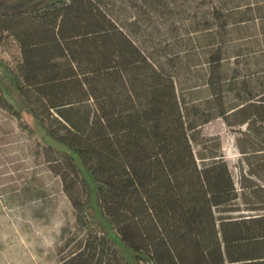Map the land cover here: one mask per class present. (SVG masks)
<instances>
[{"label":"trees","instance_id":"16d2710c","mask_svg":"<svg viewBox=\"0 0 264 264\" xmlns=\"http://www.w3.org/2000/svg\"><path fill=\"white\" fill-rule=\"evenodd\" d=\"M198 3L206 57L188 92L107 0L0 10L21 53L16 71L0 60V106L39 135L85 230L61 264H131V251L150 264H264V0ZM215 117L255 139L240 192L219 143L201 142Z\"/></svg>","mask_w":264,"mask_h":264},{"label":"rangeland","instance_id":"374dc122","mask_svg":"<svg viewBox=\"0 0 264 264\" xmlns=\"http://www.w3.org/2000/svg\"><path fill=\"white\" fill-rule=\"evenodd\" d=\"M57 1L0 0V10H28ZM107 1L119 21L136 20L133 39L154 60L165 62L178 81L179 91L182 88L188 92L191 85L202 81L206 48L197 20L202 19L204 5L198 0H176L170 7L154 0ZM0 60L15 71L21 63L18 42L10 31L1 28ZM1 85L0 81V97L11 101ZM200 132L201 142L206 145L219 143L218 153L226 159L240 192V174L247 175L248 169L241 148L251 155L253 135L245 124L228 125L221 117L203 124ZM73 182V194L84 200L86 186ZM94 196L91 194L89 213L98 217ZM237 203L243 211L253 204L251 197L239 198ZM84 235L85 230L75 224V211L60 176L50 169L43 141L21 119L0 106V264H61ZM109 235L123 251L114 234L109 231ZM128 256L131 264H150L146 257L132 251Z\"/></svg>","mask_w":264,"mask_h":264}]
</instances>
